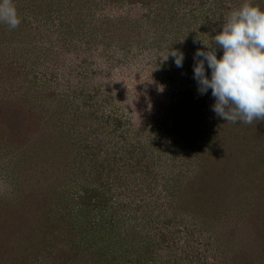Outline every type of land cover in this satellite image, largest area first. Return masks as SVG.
Listing matches in <instances>:
<instances>
[{
    "label": "rangeland",
    "instance_id": "1",
    "mask_svg": "<svg viewBox=\"0 0 264 264\" xmlns=\"http://www.w3.org/2000/svg\"><path fill=\"white\" fill-rule=\"evenodd\" d=\"M109 1L0 22V264H264V121L216 116L189 64L246 0ZM84 192L127 207L115 246L74 235Z\"/></svg>",
    "mask_w": 264,
    "mask_h": 264
},
{
    "label": "clouds",
    "instance_id": "2",
    "mask_svg": "<svg viewBox=\"0 0 264 264\" xmlns=\"http://www.w3.org/2000/svg\"><path fill=\"white\" fill-rule=\"evenodd\" d=\"M0 22L12 29L20 25L13 0H0ZM213 45L194 53L198 92L203 95L211 90L212 110L224 121L248 125L264 121V10L246 0L229 13ZM217 49H222L220 58ZM169 55L176 67H183L182 52L172 50L166 59Z\"/></svg>",
    "mask_w": 264,
    "mask_h": 264
},
{
    "label": "trees",
    "instance_id": "3",
    "mask_svg": "<svg viewBox=\"0 0 264 264\" xmlns=\"http://www.w3.org/2000/svg\"><path fill=\"white\" fill-rule=\"evenodd\" d=\"M121 1H128L131 4H134V3L138 2V4L140 6H143L144 9L150 11V9L152 8V5H153L152 2L154 0H120V2ZM167 1H169V0H167ZM115 2H119V1L110 0L108 3L113 4ZM183 2H184L183 0H176V2H172V3H176L177 7L180 8V6L183 4ZM155 4H158V3L155 2ZM163 5H164V3H163ZM161 9H162V3L160 5H158L157 11L159 12ZM147 18H148V16H147ZM148 20L152 21V19H148ZM213 41L214 40H212V42H211V47L214 46L213 45ZM197 44H199V46H200L199 42H197ZM208 47H210V46H208ZM200 49H202V48H200ZM193 50L196 52L197 49H193ZM216 54H217V58H220V56H222V54H223L222 49H217V53ZM194 62L195 61L193 60L192 62L189 63L190 64V68L193 67ZM205 67L207 68L206 65H205ZM188 69H189V67H188ZM186 72L190 76L191 72H189V71H186ZM206 74L210 75V72L209 73L206 72ZM197 152L198 151L194 152L195 153L194 157L196 158V162L199 165V161L200 160H199V154H197ZM137 165L138 164H135V166H137ZM127 166H128V168L130 167V169H133V167H134L132 164L131 165L127 164ZM198 174H199V172L196 173L194 179L197 180L198 178H200ZM117 177L118 176H116L115 180H114V187L116 189H122L124 191L125 195L129 194V192L132 193V195H133L132 198H133L135 196V194H134L135 190L132 188V186H131V188H127V186H129V184H131L132 182L137 181L138 178H134V180H133V178L129 179L128 177H123V178L121 176L118 177V178ZM97 178H98V180L101 181V177H97ZM144 180L145 179H143V181ZM106 184H108V183H106ZM104 193H105V195L107 194L106 192H104ZM86 194H87V192H84L79 197V201L77 202L78 204H76V206H77L76 218L78 219V221H77L78 223L77 224L79 225V227L78 228H74V226H73V233L75 232L74 235L77 236L78 234L82 233L81 228L84 225V230L86 231L87 235L90 236L88 241L85 240V241H87V247H86L85 250L89 251V249L92 246L94 248L96 246L95 243H97V242L107 243L108 244V248L110 247V245L115 246L114 244L117 243V241H119V240H117V239L113 240L114 236L111 237V234L119 229V227H120V223L119 222L122 219V214L121 213H122L123 210H126L127 207L126 206H120L121 204H119V205L115 204V206H113L114 203L110 202L109 205H111V206H109V208L108 207L104 208V207H106L108 201H110L109 197L106 198L105 196H101V197L100 196H95L94 198H90L89 197L87 199L85 197ZM132 201H134V200H132ZM140 207H141L140 204L135 205V208H137V209L140 208ZM102 210H105V212L107 211L106 215L103 214V213H102L103 215L100 214V212ZM92 212H93V215H92ZM69 214L70 215H75V214H73L72 211H70ZM93 231H99V232H97V233H100L99 236L94 237L95 234L91 233ZM112 240L116 241V242H113ZM73 245H74L75 248H79L80 247L76 243H73ZM105 247L107 248V246H105ZM100 250H104V248H102ZM96 262H98L100 264H105V262H103L102 260L96 261Z\"/></svg>",
    "mask_w": 264,
    "mask_h": 264
}]
</instances>
